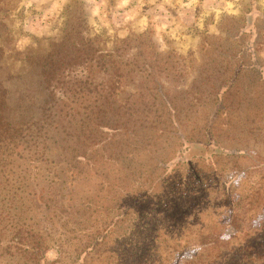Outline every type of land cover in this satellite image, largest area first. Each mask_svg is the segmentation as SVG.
<instances>
[{
    "label": "trees",
    "instance_id": "1",
    "mask_svg": "<svg viewBox=\"0 0 264 264\" xmlns=\"http://www.w3.org/2000/svg\"><path fill=\"white\" fill-rule=\"evenodd\" d=\"M19 1L0 0V258L171 264L197 243L211 249L182 264H264V218L246 226L264 210L260 164L239 187L216 166L241 169L264 139V105L243 83L264 71L243 59L256 48L240 41L251 15L232 18V41L221 25L182 55L151 29L110 40L69 0L57 38L7 51ZM219 216L233 229L225 243Z\"/></svg>",
    "mask_w": 264,
    "mask_h": 264
},
{
    "label": "rangeland",
    "instance_id": "2",
    "mask_svg": "<svg viewBox=\"0 0 264 264\" xmlns=\"http://www.w3.org/2000/svg\"><path fill=\"white\" fill-rule=\"evenodd\" d=\"M82 1L87 24L94 32L102 33L112 40L114 36L121 37L131 32L140 33L151 29L154 32V41L160 50H167L169 47L182 55L195 49L205 33L218 34L221 25L226 28L224 37L232 41L234 34L229 29L234 20L232 18L240 19L239 24L242 25L244 18L251 15V26L240 36V41L245 46H250L252 43V47L256 46V48L251 52L245 51L243 59L264 66V0ZM67 2L69 0H20L18 7L10 15L14 42L7 45L6 50L10 51L13 48L23 50L34 46L35 42L44 44L50 38H57L63 25V9ZM257 75L253 70H249L243 76V83L250 81V85L246 87L257 92V95L252 93L251 100L256 104L264 105V71L259 83L256 81ZM246 115L250 119L254 115V110H249ZM256 117L264 125V113L258 111ZM262 135L264 137V133ZM224 140L226 141L225 138ZM245 149L244 162L239 163L241 169L233 168L231 157L224 159L220 157L215 160L216 166L219 165L224 169L221 173L223 179L236 187H239L245 178L243 171L252 165L260 164L258 170L264 174V139L261 138L260 142L248 145ZM238 197L236 192L231 195L233 201ZM202 210L200 209L196 216H203L205 208ZM263 218L264 210L246 226L256 227L261 224ZM228 222L227 216H219L214 224L213 228L218 233L221 243H225L233 232ZM210 249V245L192 244L183 253L177 255L171 264H182L186 258L195 253ZM54 255V251L48 253V257ZM0 264H6V261L0 258Z\"/></svg>",
    "mask_w": 264,
    "mask_h": 264
},
{
    "label": "clouds",
    "instance_id": "3",
    "mask_svg": "<svg viewBox=\"0 0 264 264\" xmlns=\"http://www.w3.org/2000/svg\"><path fill=\"white\" fill-rule=\"evenodd\" d=\"M222 239H224L225 237H221Z\"/></svg>",
    "mask_w": 264,
    "mask_h": 264
}]
</instances>
